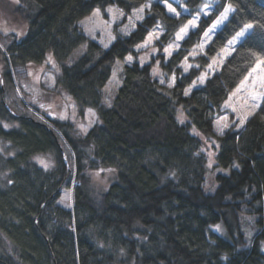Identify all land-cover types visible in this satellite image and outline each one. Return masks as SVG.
<instances>
[{
    "label": "trees",
    "instance_id": "1",
    "mask_svg": "<svg viewBox=\"0 0 264 264\" xmlns=\"http://www.w3.org/2000/svg\"><path fill=\"white\" fill-rule=\"evenodd\" d=\"M164 1L17 0L11 6L18 26L0 32V234L7 239L0 241V264H264V92L243 126L214 132L230 93L264 59V0H172L179 15ZM110 6L125 17L144 11L128 33L115 23V38L104 47L80 21ZM226 8L227 20L183 72L181 61ZM198 13L197 26L166 57L163 50ZM244 27L250 30L219 70L187 94ZM156 28L159 70L167 81L175 74V83L161 82L152 62L135 60L123 65L121 83L105 103L116 62L137 56L136 46ZM82 45L84 52L68 62ZM48 57L60 68L55 90L74 100L78 115L87 108L96 113L84 134L73 121L40 111L24 87L28 66ZM15 81L29 105L12 95ZM205 139L217 141L212 167ZM217 168L227 172H217V185L207 192L206 176ZM95 172L111 174L106 188L92 189ZM64 188H72V208L58 202Z\"/></svg>",
    "mask_w": 264,
    "mask_h": 264
},
{
    "label": "rangeland",
    "instance_id": "2",
    "mask_svg": "<svg viewBox=\"0 0 264 264\" xmlns=\"http://www.w3.org/2000/svg\"><path fill=\"white\" fill-rule=\"evenodd\" d=\"M16 2L17 0H0V32H5L11 28H14V26H18L19 21L15 18V16L12 15L11 12V6ZM163 3L166 4L169 13L174 15L180 14L178 10L172 5V0H166ZM149 6L150 3H147L145 7ZM182 10H184V8H182ZM143 11L144 8L137 10L132 15L125 17V14L115 6H110L105 11L94 9L90 15L86 16L80 21V26L90 38L95 39L101 45L107 47L115 38L113 30L114 24L120 23V30L124 33H128L129 30L134 28L136 23L140 21ZM230 11L231 9L229 10L226 8L218 16V18L205 31L199 44L195 45L189 55L181 61L179 65L183 72H188L191 66L196 65V63L192 61V58L205 51L215 32L229 17ZM206 12L207 11L203 10V13ZM201 15V13H198L193 16L188 21V23L176 33L175 39L172 41V43L163 50V53L166 57L169 56L175 49H177L180 46L182 40L188 35L189 31L197 26ZM249 30L250 27H244L226 44V46L219 53H217L210 60L205 70H203L196 80H194L189 86L187 94L193 88L202 85L207 77L219 70L225 58L233 50L234 45L238 43L244 34ZM159 34L160 30L158 28L154 29L147 35L144 41L136 46V49L139 51L137 56L128 54L123 59H120L116 62L112 75L110 76V79L104 88V94L106 97V99H104L105 103L110 104L115 91L121 83L120 72L123 65L135 60L140 63L152 62V71L161 82H166L168 85H173L175 83V74H172L167 81L159 70L161 60L159 57L160 50L158 45L155 43V40ZM0 47H2L1 43ZM85 48L86 45H82L75 49L68 62L76 60L79 55L84 52ZM59 71V66L51 57H48L47 60L41 65H29L27 68V79L24 82V87L30 93V95H32V99L35 101L37 108L40 111H45L46 113L53 116L56 120L73 121L77 130L84 134L95 123L96 113L92 108H87L83 116L78 115V107L74 100L65 91L61 89L55 90L56 76ZM263 92L264 59H261L254 65L247 76L230 93L227 100L224 102L223 113L214 121V132L217 135H221L231 126L235 127V129H239L241 126H243L245 121L259 108L263 99ZM14 94L18 98V100L16 99L17 103L21 100L23 103L28 104V100L23 98L16 81L15 88L12 90V95ZM34 112L40 116L36 110ZM2 123L6 126L15 125V123H9L6 121H2ZM202 150L205 152L208 158L210 167H212L214 164V156L217 151V141L215 139H205ZM34 159L39 164L48 166V162L43 156L36 155ZM219 171L227 172L226 169L221 168H217L214 171L208 172L204 185L205 191H214L217 185L215 174ZM110 178V173H92V189L99 191L106 188ZM58 202L65 208H72V188H64ZM247 232L251 231L249 230ZM6 240L7 239L0 234V241L4 243L7 242Z\"/></svg>",
    "mask_w": 264,
    "mask_h": 264
}]
</instances>
